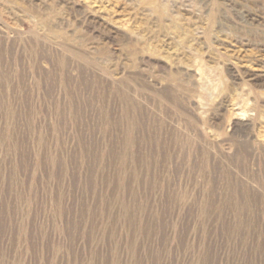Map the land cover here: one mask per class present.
<instances>
[{
	"label": "rangeland",
	"instance_id": "374dc122",
	"mask_svg": "<svg viewBox=\"0 0 264 264\" xmlns=\"http://www.w3.org/2000/svg\"><path fill=\"white\" fill-rule=\"evenodd\" d=\"M0 264H264V0H0Z\"/></svg>",
	"mask_w": 264,
	"mask_h": 264
}]
</instances>
